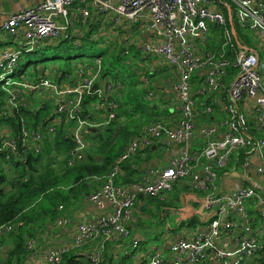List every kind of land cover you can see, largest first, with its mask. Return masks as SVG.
I'll return each instance as SVG.
<instances>
[{
  "label": "built area",
  "instance_id": "built-area-1",
  "mask_svg": "<svg viewBox=\"0 0 264 264\" xmlns=\"http://www.w3.org/2000/svg\"><path fill=\"white\" fill-rule=\"evenodd\" d=\"M76 5L79 8L76 20L72 21L71 11ZM90 11L100 16V21L109 19L112 29L137 28L139 39L130 40L125 36L121 39L125 55L135 45L143 54L176 72L178 81L172 95L179 119L173 127L164 123L147 127L144 136L129 142L106 178L98 179V190L87 197L99 210L96 221L77 223L71 241L45 251L40 264H61L64 254L98 238L107 241L126 237L121 223L138 200L159 197L178 180L189 177L193 187L205 195L202 207L210 214L205 231L174 242L169 260L155 250L142 264H205L211 254L219 264H251L264 245V196L254 187H238L230 193L216 194V171L228 167L237 152L245 151L256 158L253 170L264 180V139L253 137L248 130L252 125L257 132L264 133V0H42L10 14L1 29L15 47L0 52V82L8 92L9 107L17 110L22 101L11 91L12 86L54 97L56 117L49 127L53 129L59 124L62 116L72 123L69 136L76 161L84 159L87 148L83 131L89 125L81 118L84 96L92 94L101 99L104 93L99 85L92 92V87L98 84L100 59L94 63L96 72L80 69V78L74 86L60 88L49 78L37 83L12 82L10 77L15 74L22 55L40 49L45 41L65 39L78 44L81 33L79 29L72 31L71 27L76 23L84 28ZM235 30L247 38L248 46L238 41ZM218 41L224 42L223 46L219 47ZM109 43L110 39H104L99 47H107ZM197 74L200 81L194 86ZM105 88L111 92L110 85ZM194 93L206 99L202 107L205 115L220 109L225 117L217 128L198 129L204 145L199 151L191 152L189 143L196 136ZM109 107L116 109V104L110 103ZM114 116L111 113L109 119ZM219 127L224 129L220 137L217 136ZM3 136L0 153L18 155L17 141L10 134ZM40 141L38 133L23 127L22 148L32 146L38 152ZM165 141L180 145L181 150L167 168L151 175L155 178L153 181L134 180L126 185L115 182L122 174L123 163L151 147L162 148ZM197 166L201 167V176L196 174ZM250 166L246 158L242 167ZM250 206L257 209L259 216V229L254 235H250L249 227L240 228L250 220L247 215ZM68 224L65 218L56 220L58 227ZM10 230V225L1 226L0 240ZM237 230L232 249L219 245L223 233L228 237ZM103 252L101 246L83 257L86 263L100 264Z\"/></svg>",
  "mask_w": 264,
  "mask_h": 264
},
{
  "label": "trees",
  "instance_id": "trees-1",
  "mask_svg": "<svg viewBox=\"0 0 264 264\" xmlns=\"http://www.w3.org/2000/svg\"><path fill=\"white\" fill-rule=\"evenodd\" d=\"M75 26L77 28L79 25ZM120 29L122 28L117 30L120 31ZM123 30L117 35L118 38L110 41L109 46L96 47L100 51L98 55L83 58L78 62L66 59L64 63L66 69H59L61 72L57 71L55 75L58 83L61 80L73 78L70 83L74 86L77 84L74 81L78 80L80 69L87 71L89 68L96 72L98 68L94 64L95 60L99 58L101 61L96 82L98 85L103 82V85L99 87L104 92L103 96L99 99L95 95L87 94L84 96L81 106L83 111L81 118L96 129L93 133L87 128L83 131L87 148L82 161H76V156L72 154L74 146L69 136L72 123L68 121L67 117L62 116L61 122L56 124L53 129L48 126L47 116L52 121L55 114L56 102L54 99L34 103L33 96L29 94V91L12 86L10 89L13 93L19 97H23V93H25L27 99L31 98L30 101H33L28 108L12 110L7 101L8 92L0 82V140L4 133H7L18 143V155L0 153V163L13 169L22 167L19 171L13 172L11 179L7 178L4 170L0 168V227L11 226V230L5 233L0 240V264H27L31 253L28 243L32 242L39 232L46 230L53 223L56 224L57 219L65 218V215H62V209H68L83 197L95 193L99 188L98 179L106 178L132 139L144 136L146 128L156 123H164L168 127L177 124L161 121L158 106L152 102L157 99V94L161 91L156 86L154 88L152 84L147 88L144 87L148 84L147 82L140 83V76H144V69L142 68L138 72L143 65H147L149 67L147 69H150L151 64H156L155 68L160 71V76L163 73H168L170 69L155 58L143 54L135 45L127 49L128 54L125 55L124 42L122 43L121 40ZM133 30H137V28L133 27ZM235 33L238 41L248 46L247 38L240 35L238 30H235ZM87 34L91 36L90 32ZM88 35L81 40L80 44H74V41L65 39L45 41L40 49L27 54L52 48L59 52L56 56L58 57L61 53H68L75 48L85 50L88 46H94L89 41ZM129 36L132 37L133 32L129 33ZM232 43L235 45L234 39ZM22 58L18 61L14 76L17 74L20 79L31 83H37L46 75L48 76L45 70L39 74L37 68H34L30 72V76L25 77L23 73L26 72V68L29 64L37 61L28 60L21 63ZM44 60H48V58L41 59V61ZM19 66H21L20 72L18 71ZM68 67L72 70L75 69L76 72L67 71ZM60 74L61 77H59ZM151 74L154 78L156 72L151 71ZM151 74H147L150 80H152ZM55 79L52 80L57 84ZM107 85L112 87L111 92L106 91L105 86ZM148 89H153L158 93H150ZM163 94L167 103L169 96L165 92ZM96 101L105 103V105L115 103L114 112L116 115L112 119L107 117L100 123L92 122L93 119L87 117V109H90V104ZM40 117H46V122L43 121L42 124H39ZM178 119L179 116L177 122ZM96 125L99 126L96 127ZM23 127L28 132L40 135L39 146L42 150L37 152L32 146L21 147ZM144 151L149 154L152 147ZM244 152H237L235 157ZM128 163L129 161H126L121 166L125 175L115 179V182L120 185H126L135 180L129 173L131 166ZM40 168L42 171L39 170ZM150 198L160 200L157 197ZM111 245V241L100 240L98 247L102 246L104 249L100 264H107L111 261L108 252V247ZM77 253L72 250L64 254L61 264H71L78 258ZM251 264H264V245Z\"/></svg>",
  "mask_w": 264,
  "mask_h": 264
},
{
  "label": "crops",
  "instance_id": "crops-1",
  "mask_svg": "<svg viewBox=\"0 0 264 264\" xmlns=\"http://www.w3.org/2000/svg\"><path fill=\"white\" fill-rule=\"evenodd\" d=\"M41 1L42 0H0V52L15 47V45L12 46L10 44L8 37L2 32L1 26L4 21L13 12L30 8ZM78 8L79 7L76 5L71 11L72 21L76 20L75 15ZM100 20V16L90 11L84 28L79 24L78 25L82 28H76V23H74L71 29L72 31H77L79 29L82 36L81 40L90 32L91 36L88 35L89 41L92 42L95 47L100 46L104 39H110V41H112L118 38L117 35H119L122 30L112 29V23L109 19L102 18V21ZM129 29L131 28H125L123 30V36L130 40L139 39L137 31ZM116 32H118V34ZM132 32L133 36L130 37L129 33ZM71 34L73 33L71 32ZM80 43L81 41L78 44ZM155 65L156 64H151L150 69H147L149 68L147 65H143L141 69L139 68L138 72L143 68L145 73L151 74V71H153L156 72L155 76H159V79L155 83L156 88L161 91L157 94V99L159 96H162L164 92H166L170 98V101L165 104L163 109L158 107V112L161 114L160 119L161 121L165 120L168 124H175L177 123L179 112L171 91L178 81L177 74L170 69L168 73H163V75L160 76V71L155 68ZM54 71L57 73L56 69H51V72L45 70V73L48 74L45 78L54 80ZM42 72H44V70L38 69L39 74H42ZM59 77H61V74ZM142 77L143 76H140V80L143 83ZM77 79L79 80V77H77ZM151 79L152 81L154 80L153 74H151ZM198 79L200 81L199 74H197L193 80L194 86L199 82L197 81ZM55 80L57 82V77ZM72 80L73 78L70 77L67 80H61L59 83L57 82V84L58 86L61 85V87L73 86L70 83ZM78 80L74 82L77 83ZM146 82L148 83L147 80ZM101 85H103V82L99 83V87ZM29 94L32 95L35 100L34 93L29 92ZM20 98L24 100L27 99V96L23 93V97L21 96ZM53 98L54 97L51 95L44 97L41 95L40 99L49 101ZM194 99L196 101L197 116L195 125L197 128L196 136L189 143L191 152L199 151L204 144V140L198 134L199 127L209 125L212 128H217V123L214 121L216 117L212 115L206 120L207 115L203 113L202 107L206 105V99L195 93ZM54 100L57 104V100ZM87 113V117L93 119L92 122L100 123L107 117L109 118L111 113L115 112L109 105L96 101L90 104V109H87ZM221 115L223 117L222 113ZM98 126L99 125H96V127ZM89 128L94 127L90 125L87 129L89 130ZM223 130V128H218V137L221 136ZM180 150V145L171 142L167 143L165 141L162 148L152 147V151L149 154L146 151H141L128 160V164L131 166L129 173L132 174L133 179L138 180V182L144 180L153 181L155 178L151 177V175L167 168ZM246 158H249L251 166L244 169L242 165ZM255 164H257V160L254 155L247 154L246 152L232 158L228 167L216 171L218 174L216 194L222 195L224 193H230L238 187H254L264 196V180L254 172L253 167ZM200 168L199 166L196 167V174H198V176L202 174ZM150 171L151 173H148ZM124 175L125 172L122 169L121 177ZM157 198L160 200L157 201V199L154 198H141L134 204V207L130 210L131 213H129L128 217L121 223V227L127 232V236L121 239L114 237V239L108 240L112 242V245L108 247L111 261L119 260L121 264H142L146 257L150 256L155 250H158L163 258L169 260L171 256L170 246L174 242L182 239H190L205 231L208 221L210 220V214L204 211L202 207L205 195L203 192L197 191L193 187L191 179L187 178L184 181L178 180L169 191L163 192ZM62 212V215H65L64 217L69 221V224L58 227L53 223L46 230L39 232L33 241L28 243V248H30L31 253L29 254L30 257H28L29 261L27 260V264H40L45 251L63 244L67 245L71 241L77 223L81 221L94 222L99 216V210L87 201V197H83L78 202H75L68 209H62ZM247 215L250 220L241 224L240 228H242V226L249 227L250 235H254L259 229L258 211L255 207L250 206L247 210ZM238 232L239 230L236 232L234 231L231 236L228 237L223 233L219 245L227 249H232V247H234L233 239L238 236ZM101 239L102 238H98L90 242L87 246L73 250L78 252V258L73 260L71 264H87L83 261L81 263L78 261L83 256L87 257L93 249L98 248ZM80 250H82V253H79ZM205 264H219V261L214 254H211Z\"/></svg>",
  "mask_w": 264,
  "mask_h": 264
},
{
  "label": "rangeland",
  "instance_id": "rangeland-1",
  "mask_svg": "<svg viewBox=\"0 0 264 264\" xmlns=\"http://www.w3.org/2000/svg\"><path fill=\"white\" fill-rule=\"evenodd\" d=\"M245 36H247V35H245ZM218 44H219V47L222 45L223 46V44H224V42H222V41H218L217 42ZM61 52V51H60ZM99 50L95 47V46H88L87 48H85V50H77L76 48L75 49H73V50H71L70 52H68V53H61V55L60 56H58V57H56L57 56V54H59V52L56 50V49H52V48H50V49H46L45 51L43 50H41V51H37V52H35V53H33V54H23L22 55V60H21V63H24L25 61H28V60H31L32 62H35V61H37V62H35V63H31V64H29V66L26 68V72H24L23 73V75L25 76V77H29L30 76V72L34 69V68H37V70L38 69H41V70H47V71H49V72H51V69H56L57 71H60L59 69H61V70H65L66 68L64 67V63H65V60L66 59H72V61H75V62H78V61H80L81 59H83V58H90V57H92V56H96V55H98L99 54ZM43 58H48V60H44V61H41V59H43ZM80 69V68H79ZM84 70V69H83ZM18 71L20 72L21 71V66H19L18 67ZM67 71H70L71 73H75L76 72V70L75 69H70L69 67L67 68ZM87 71L89 72V73H94V71L92 70V69H87ZM61 72V71H60ZM86 72V71H85ZM175 73V72H174ZM147 74L148 73H145L144 72V76L142 77V79H143V82H146V80L148 81V84L147 85H144V87H146L147 88V86H149V85H153L154 86V88H155V83H156V81L159 79V76L158 75H156L155 77H154V80L152 81V80H150L149 78H148V76H147ZM176 74V73H175ZM56 75V71H54V76ZM50 77H51V74H50ZM147 78V79H146ZM177 78H178V76H177ZM10 79H11V81L12 82H18V81H23V79H20V77H18L17 76V74L14 76H11L10 77ZM55 83V82H54ZM140 83H142L141 81H140ZM56 84V83H55ZM143 86H142V88H144ZM60 88H63V87H61L60 86ZM149 91H150V93H158L157 91H154L153 89H148ZM165 94L168 96V94L165 92ZM172 94H173V92H172ZM34 95H35V100H34V103L35 102H40V101H45L44 99H40L41 98V95L44 97V96H46V93H34ZM152 97V96H151ZM172 98V97H171ZM40 99V100H39ZM30 100H32L31 98H28V99H24V100H22L21 101V106L19 107V108H28V106H31V104H32V102L33 101H30ZM168 101H170V98L168 99ZM153 103H155V105H157L158 107H160L161 109H163L164 107H165V104H166V100H165V96H164V94H162V96H159L158 97V99H156V100H154V101H152ZM18 108V109H19ZM17 109V110H18ZM221 113L223 114V117H222V115H221ZM214 116V117H216L215 118V120L214 121H216V123H217V125L219 124V122H221L223 119H224V117H225V113H223L220 109H216V110H214L210 115H207V117H206V120H208V118L210 117V116ZM56 117V114H54V116H53V118H55ZM46 118V117H45ZM45 118H43V117H40V122H39V124H42L43 123V121H45L46 122V120L47 119H49V121H48V126H50V127H52V125H51V121H50V117L49 116H47V118H46V120H45ZM194 125H195V123H194ZM146 126V125H145ZM210 126L208 125V126H205V127H199L198 129H201V128H209ZM197 128V126L195 125V129ZM248 130H249V132H250V134L253 136V137H255V138H257V139H264V133L263 132H257L254 128H253V126L252 125H250V126H248ZM5 136H7V135H5ZM204 145V144H203ZM40 147V146H39ZM40 150H42V148L40 149ZM39 150V151H40ZM0 168L1 169H3L4 171V174H5V176L7 177V178H10L11 179V177L13 176V172H16V171H19L22 167L20 166V168L19 169H13V168H8V167H6V165L5 164H1L0 163ZM40 171H42V169L40 168L39 169ZM190 178V177H189ZM185 179H180V181H184ZM130 213H131V211H130ZM90 243V242H89ZM89 243H87L86 245H84V246H87V245H89ZM79 253H82V250H80L79 251ZM84 262V263H86V261H85V259H84V257H81L80 259H79V263H81V262ZM82 264V263H81ZM107 264H121L120 263V261L119 260H112V261H110L109 263H107Z\"/></svg>",
  "mask_w": 264,
  "mask_h": 264
},
{
  "label": "water",
  "instance_id": "water-1",
  "mask_svg": "<svg viewBox=\"0 0 264 264\" xmlns=\"http://www.w3.org/2000/svg\"><path fill=\"white\" fill-rule=\"evenodd\" d=\"M97 88H98V84H95V85L92 87V92L95 91V90H97ZM89 130L92 131V132L95 131L94 128H89Z\"/></svg>",
  "mask_w": 264,
  "mask_h": 264
}]
</instances>
